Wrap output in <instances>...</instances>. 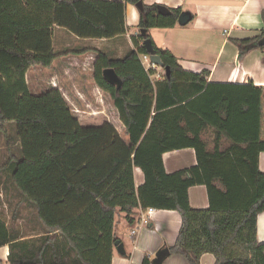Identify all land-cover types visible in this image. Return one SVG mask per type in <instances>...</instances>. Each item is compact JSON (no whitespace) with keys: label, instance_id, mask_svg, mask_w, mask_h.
Segmentation results:
<instances>
[{"label":"trees","instance_id":"trees-1","mask_svg":"<svg viewBox=\"0 0 264 264\" xmlns=\"http://www.w3.org/2000/svg\"><path fill=\"white\" fill-rule=\"evenodd\" d=\"M142 2L135 49L122 58L100 53L93 81L111 99L124 126H81L58 89L31 93L30 69H50L58 54L53 31L62 28L78 39H113L126 34V4ZM143 0H0V134L8 148L0 168L21 202L32 210L41 234L11 237L17 219H0V247H8L9 264H111L116 253L115 218L130 221L135 210L176 211L181 225L170 254L199 264L201 255L215 264H264V243L257 240V216L264 211V85L245 76L240 84L209 83L208 70L186 72L148 32L176 24L180 8L157 13ZM264 29L244 40L232 39L239 66L246 52L264 49ZM150 39L169 78H152L140 57ZM78 53L77 55H80ZM112 68L122 84H108L102 71ZM13 124L15 134L7 126ZM207 127L230 141L225 151H208L201 139ZM219 136V135H217ZM192 148L197 165L166 173L162 155ZM143 184L134 183V169ZM202 185L209 207L194 209L187 192ZM1 264V262H0Z\"/></svg>","mask_w":264,"mask_h":264},{"label":"crops","instance_id":"crops-1","mask_svg":"<svg viewBox=\"0 0 264 264\" xmlns=\"http://www.w3.org/2000/svg\"><path fill=\"white\" fill-rule=\"evenodd\" d=\"M143 3L145 5H162L168 9L180 8L181 12L186 11L191 14V21L185 26H179L176 22L172 28L151 29L149 30L150 34L148 32L153 43L158 48L170 52L184 71L198 74L202 70H208L207 81L209 83L237 85L242 83L245 76H248L254 84L264 85V49H250L237 67L234 65V59L238 53V48L231 41L232 39L251 38L264 29V0H143ZM138 21V9L134 5L126 4V34L123 36L108 40H81L72 34L70 36L61 34L62 32H59L61 28H55L53 35L58 31L59 37L62 38L58 39L57 45L63 49L58 48L55 51L53 47L58 57L52 67L50 69L39 68L43 74L47 73V78L43 77L42 81H46L47 85H51L49 83L51 82L52 89H58L69 105H74L73 97H78L86 109L87 106L95 108L99 106V109L111 107L116 115L113 117L115 125L110 122L109 118L101 116L99 125L87 126L99 127L104 123H109L123 140L124 126L119 120L110 96L94 83L93 66L100 53L106 54L109 58L119 59L128 51L134 50L132 38L139 33ZM79 41L85 44V47L76 44ZM71 43L78 45L77 48L71 49ZM78 53L81 54L77 55ZM77 73H87L91 81H87L85 85L83 83L78 85L77 81L74 80V75ZM68 99L71 101L67 102ZM87 126L84 125V127ZM201 139L206 143L208 151L215 149L225 151L231 144L225 135L214 127L204 129L201 132ZM162 161L168 174L197 165L195 152L192 148L166 152L162 155ZM258 169L264 173V151L259 153ZM133 172L135 187L138 188L143 184V174L139 168H135ZM0 184L3 186L5 182ZM5 191L7 192V189ZM187 196L192 208L207 209L209 207V198L205 186L190 187ZM19 203L20 206L25 205L21 202V198ZM2 206L5 208L6 214V204L3 202ZM152 209L148 226L137 229L134 237L131 236V231L137 227L139 210L134 211L132 215L134 220L132 221L127 219L124 213H117L114 234L117 240L123 244L125 254L120 255L116 252L111 264H152V260L159 250L168 249L174 245L181 225L179 214L171 210ZM0 219L6 225L9 224L1 210ZM19 220L17 217L11 230L10 235L13 238H17V222ZM27 238L30 237L17 239L24 240ZM257 240L259 243H264V211L257 216ZM7 255L8 247L6 245L0 247L1 264H9ZM162 264L188 263L182 255L169 253ZM199 264H215V258L209 253L203 254L199 258Z\"/></svg>","mask_w":264,"mask_h":264},{"label":"rangeland","instance_id":"rangeland-1","mask_svg":"<svg viewBox=\"0 0 264 264\" xmlns=\"http://www.w3.org/2000/svg\"><path fill=\"white\" fill-rule=\"evenodd\" d=\"M62 32L61 34H67L70 36L71 33L66 31L65 29H62L59 31ZM150 34V32H149ZM62 38L61 36L59 37L58 31H56L53 35V47L55 48V51L57 49H63L61 46L59 47L57 45L58 39ZM59 44V43H58ZM79 44L81 47H85V44L79 41ZM71 43L70 48H77L78 45ZM60 45V44H59ZM79 46V47H80ZM76 69V68H74ZM77 70V69H76ZM156 73H162V69L155 70ZM47 73H42L39 71V68L32 69L27 73V83L30 88V91L34 95L40 94L42 91L50 90L52 89L53 85L51 82H49L51 85H47L46 81H42L43 77H46ZM44 75V76H43ZM155 78V77H154ZM45 79V78H44ZM79 81H78V80ZM74 80L75 82L77 81L78 85H81L82 83L85 85L87 81H91V78L87 75V73H77V75H74ZM74 98V105H69L72 115L79 120V124L82 126H87V125H99L101 122V116L104 118H109L111 123H115V120L113 117H115V111L110 107L108 109L106 108H95V107H88L87 109L85 108L84 105L79 101L78 97H73ZM82 98V97H81ZM83 99V98H82ZM71 100L68 99L67 102H70ZM115 125V124H114ZM7 131L9 135H14L15 134V127L13 124H9L7 126ZM123 136V132H122ZM124 137V136H123ZM8 146L6 143L5 138L0 134V168L4 165V163L7 160V155H8ZM17 148V145L11 146L9 149L14 152ZM6 181V172L0 171V183ZM6 183V182H5ZM7 184V183H6ZM8 185V184H7ZM5 184L2 186L0 184V210L3 216L6 217V222H10V218L13 214L16 215L20 220L17 222L18 226V232L16 233L17 238H25V237H35L39 235L41 232V229L39 228V225L32 213V210L28 208L27 205L20 206L19 199L20 197L15 193V191L10 187L7 186V192L5 191ZM7 193V195H6ZM10 195V197H9ZM6 204V214H5V208L2 206V203ZM20 206V207H19Z\"/></svg>","mask_w":264,"mask_h":264},{"label":"water","instance_id":"water-1","mask_svg":"<svg viewBox=\"0 0 264 264\" xmlns=\"http://www.w3.org/2000/svg\"><path fill=\"white\" fill-rule=\"evenodd\" d=\"M135 7L138 10H141L142 2H138L135 5ZM157 13L159 15L166 16V15L170 14V11L168 8H166L162 5H158L157 6ZM191 18H192L191 14L189 12H186V11L181 12L177 17L176 22L179 26H185L191 21ZM139 33L141 36L145 37L147 32H146V30L142 29L139 31ZM142 45L146 50V53L149 57L150 62L152 64H154L155 66L162 68V63H161L160 57L154 53L151 40L150 39H144ZM260 45L264 46V38H262V40L260 41ZM164 73H165V76L167 78H169L168 68L164 69ZM102 77H103L104 81H106L108 84H110L112 86H115L116 89H119L121 87L122 81L112 68L104 69L102 71ZM114 246H115V250L118 254H120V255L125 254L123 244L120 243L118 240L115 241ZM168 255H169V250L167 248H163V249L159 250L155 254V256L152 260V264H162V262L165 260L166 257H168Z\"/></svg>","mask_w":264,"mask_h":264},{"label":"built area","instance_id":"built-area-1","mask_svg":"<svg viewBox=\"0 0 264 264\" xmlns=\"http://www.w3.org/2000/svg\"><path fill=\"white\" fill-rule=\"evenodd\" d=\"M140 60H141V63H142V65L146 71H148V70H154L155 71V70L162 69V68L152 64L149 60L148 55H142L140 57ZM163 75H164V70L162 69L161 75H160V73H158V72L156 73V71H155V74L153 76L156 77L155 79H160L161 77H163ZM152 212H153L152 208H147L145 210H139L140 215H139L138 224H137L136 228L132 229L131 236L134 237L136 235L137 229L148 226Z\"/></svg>","mask_w":264,"mask_h":264}]
</instances>
